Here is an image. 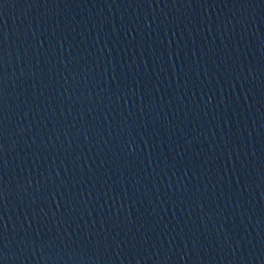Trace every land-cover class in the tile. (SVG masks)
<instances>
[{"label":"water","instance_id":"1","mask_svg":"<svg viewBox=\"0 0 264 264\" xmlns=\"http://www.w3.org/2000/svg\"><path fill=\"white\" fill-rule=\"evenodd\" d=\"M0 264H264V0H0Z\"/></svg>","mask_w":264,"mask_h":264}]
</instances>
